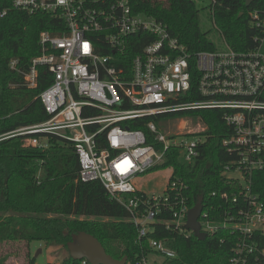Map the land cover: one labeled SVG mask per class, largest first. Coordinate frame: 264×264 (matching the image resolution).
<instances>
[{"label":"built area","instance_id":"built-area-1","mask_svg":"<svg viewBox=\"0 0 264 264\" xmlns=\"http://www.w3.org/2000/svg\"><path fill=\"white\" fill-rule=\"evenodd\" d=\"M11 7L53 15L66 29L42 32L39 55L29 69L19 70L30 89L37 88L41 70L53 76L40 94L48 120L0 141L30 136L28 144L41 151L50 147L47 135L72 143L79 156L78 180L103 185L128 212L141 244L157 223L165 231H186L190 207L187 187L179 180L154 197L140 193L133 181L172 151L180 162L193 165L208 142L204 131L163 134L159 122L169 126L171 115L179 112L220 110L230 130L222 141L231 158L223 170L226 189L212 194L219 199L215 206L203 205L199 224L207 237L229 235L228 264H264V184L257 177L264 173V35L246 52L226 45L222 51L192 54L162 23L134 13L129 0H11ZM7 13L2 10L0 17ZM257 17L256 26L264 27ZM140 34L151 40L127 60ZM17 65L10 63L12 70ZM193 80L199 99L184 102ZM141 120H147L146 132L124 126ZM149 248L137 264H170L177 258L162 240H150Z\"/></svg>","mask_w":264,"mask_h":264},{"label":"trees","instance_id":"trees-1","mask_svg":"<svg viewBox=\"0 0 264 264\" xmlns=\"http://www.w3.org/2000/svg\"><path fill=\"white\" fill-rule=\"evenodd\" d=\"M205 1L209 3L214 26L232 50H251L257 45L255 40L263 37L264 27L256 26L253 15H258L257 21H264V0H252L248 7L247 0ZM129 3L134 13L162 23L189 53L217 50L209 34L202 31L201 9L195 0H129ZM4 9L8 13L0 17V136L48 120L40 94L52 84L53 76L41 70L37 88L30 89L19 70L29 69L33 58L39 55L42 32L62 34L66 29L65 22L53 15H29L13 9L11 0H0V12ZM149 40L144 34L135 37L127 60ZM13 60L18 61L17 70L10 67ZM196 85L193 80L190 93L182 99L184 102L199 99ZM185 115L199 117L207 127L201 136L208 142L200 147V156L193 165H186L172 151L151 171L171 168L170 182L179 180L186 185L190 209L200 200L204 207L210 208L219 201L212 194L226 189L223 170L231 158L222 141L230 130L220 110L185 111L171 117ZM146 122L129 121L124 126L146 132ZM46 137L50 143L46 151L30 146V136L0 141V248L6 243L24 242L29 246L37 241L67 250L72 237L85 232L97 238L114 259L127 257V264H137L142 255L151 253L152 239L166 242L176 252L177 258L170 264H228L231 244L227 241L229 235L223 232L199 241L187 228L183 233L169 232L157 223L154 232L138 244L137 229L129 221L128 212L110 197L103 185L78 180L80 164L75 146L58 136ZM257 177L264 184V173ZM27 264L34 262L30 259ZM60 264H83V261L69 256Z\"/></svg>","mask_w":264,"mask_h":264},{"label":"rangeland","instance_id":"rangeland-1","mask_svg":"<svg viewBox=\"0 0 264 264\" xmlns=\"http://www.w3.org/2000/svg\"><path fill=\"white\" fill-rule=\"evenodd\" d=\"M200 11V21L202 31L209 34L210 40L216 45L217 49L225 50L226 44L223 41L220 33L214 26L209 10V3L205 0H195ZM206 8L202 10L203 8ZM264 51V46H263ZM164 121L159 122V130L166 134L167 130L170 132H192L197 135L202 131L206 132L207 127L199 117L185 115L183 117L172 116L169 120V126L166 128ZM202 132V133H204ZM172 169H156L137 177L133 181L136 189L148 197L163 195L169 185L171 179ZM89 221L104 222L107 219ZM52 256L56 258V262H52ZM69 252L62 247H49L41 242L27 243H6L0 248V264H27L30 259L34 264H60L63 258H68ZM150 259L152 256L149 257ZM159 259V258H158ZM163 263V261H161Z\"/></svg>","mask_w":264,"mask_h":264},{"label":"water","instance_id":"water-1","mask_svg":"<svg viewBox=\"0 0 264 264\" xmlns=\"http://www.w3.org/2000/svg\"><path fill=\"white\" fill-rule=\"evenodd\" d=\"M252 0H247L246 6L250 5ZM203 211L202 201H198L191 208L187 216V229L193 232V235L199 241H204L207 235L201 231L199 218ZM69 256L75 261H86L89 264H127L128 258L121 260L114 259L107 254L105 248L100 241L94 236L80 232L72 237L67 245Z\"/></svg>","mask_w":264,"mask_h":264},{"label":"crops","instance_id":"crops-1","mask_svg":"<svg viewBox=\"0 0 264 264\" xmlns=\"http://www.w3.org/2000/svg\"><path fill=\"white\" fill-rule=\"evenodd\" d=\"M51 259H52V262H54V261L56 262V258H55V257L52 256ZM59 263H60V262H59Z\"/></svg>","mask_w":264,"mask_h":264}]
</instances>
